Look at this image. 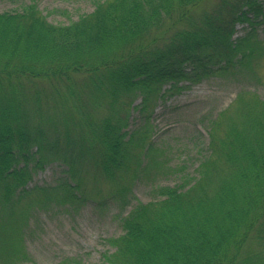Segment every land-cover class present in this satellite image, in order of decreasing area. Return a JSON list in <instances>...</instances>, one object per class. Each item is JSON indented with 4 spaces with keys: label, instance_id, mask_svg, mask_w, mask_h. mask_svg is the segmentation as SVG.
I'll use <instances>...</instances> for the list:
<instances>
[{
    "label": "trees",
    "instance_id": "1",
    "mask_svg": "<svg viewBox=\"0 0 264 264\" xmlns=\"http://www.w3.org/2000/svg\"><path fill=\"white\" fill-rule=\"evenodd\" d=\"M92 1L68 24L50 22L36 1L0 11V264H36L25 242L32 210L52 198L87 201L83 167L115 184L103 201L119 202L122 213V232L107 239L113 250L100 264H264V100L255 91L239 93L233 114L211 122L192 172L154 185L149 201L129 194L168 167L152 138L159 99L211 76L261 81L253 63L264 57V0H220L202 12L209 0ZM237 23L251 30L234 38ZM76 74H85L80 85ZM83 94L108 114H85ZM137 94L140 124L129 128L124 99ZM67 111L58 125L54 115ZM49 160L66 165L63 177L29 187Z\"/></svg>",
    "mask_w": 264,
    "mask_h": 264
},
{
    "label": "rangeland",
    "instance_id": "2",
    "mask_svg": "<svg viewBox=\"0 0 264 264\" xmlns=\"http://www.w3.org/2000/svg\"><path fill=\"white\" fill-rule=\"evenodd\" d=\"M32 1H36L48 20L55 24H68L79 15L94 9L92 0H0V11H21ZM219 3L220 0H209L197 12L211 10ZM263 26L262 24L257 26L260 38H263ZM250 30L251 26L248 23H237L234 38L243 36ZM253 68L261 81L253 80L249 76H211L194 84L182 82L180 85L183 86L179 90H174L164 99L157 101L152 107V138L158 147L165 150V155L169 159L168 167L162 172H151L150 175L141 177L134 185L132 193H129L131 197L133 194L139 200L149 201L154 185L175 184L181 180L180 177L184 173L192 172L202 156L201 152L206 150L207 131L211 122L215 118H220L224 110H227L228 116L233 114L239 93L255 91L264 100V57L255 59ZM73 78V82L80 85L85 74H76ZM169 86L165 84L162 89ZM83 96L86 104L80 109L84 108L85 114L90 113V117L95 121L103 119L108 114L106 104L93 108L89 103V95ZM142 97L141 94H137L130 97L131 99H124L130 102L129 128L140 124V112L138 108L133 107L140 104ZM73 107L79 108V105L70 104L69 112L73 113L74 121L80 124L83 115L80 109L72 110ZM66 116L68 111L65 114H55L56 123L59 125ZM225 119L228 118L224 117L222 120ZM71 125L75 126L73 121ZM50 134L49 136L53 138L55 130L51 129ZM59 134H63V131ZM72 152L74 153V150ZM65 171L66 165L58 160H49L44 168L33 175L29 187L56 185ZM81 175L84 177L85 185L82 182V187L87 201L78 206H62L57 205L58 201L52 198L43 209L32 210L34 212L31 216V226L26 232L25 242L36 264H69L75 258L82 264H100L102 254L113 250L107 239L122 232L120 224L122 213L119 202L104 203L103 200L113 194L116 186L96 169L87 171L83 167ZM99 203L102 204L99 206ZM133 203H136V200H133Z\"/></svg>",
    "mask_w": 264,
    "mask_h": 264
}]
</instances>
